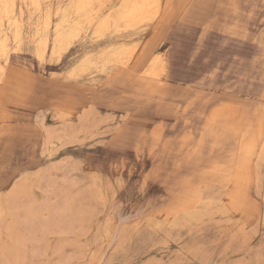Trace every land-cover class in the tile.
I'll return each mask as SVG.
<instances>
[{"label":"rangeland","instance_id":"obj_1","mask_svg":"<svg viewBox=\"0 0 264 264\" xmlns=\"http://www.w3.org/2000/svg\"><path fill=\"white\" fill-rule=\"evenodd\" d=\"M40 1L38 12L16 0L22 42L8 32V56H0L9 75L0 81V193L27 184L0 218V264H264V0H207L206 17L196 10L189 21L177 16L163 27L164 45L155 53L171 63L169 96L161 105L150 94H126L133 121L119 136L102 132L109 117L122 114L105 105L118 93L103 87L94 68L69 78L94 47L95 26L57 54L50 28L40 57L37 21L48 12L53 27L73 0ZM58 94L78 102L64 100L59 110ZM88 99L100 101L95 129L45 147L37 115L56 127L60 114L76 119ZM221 104L238 110L214 120ZM210 124L221 125L217 145L207 134ZM256 137L260 146L245 150ZM97 170L107 175L103 196L88 174ZM237 173L245 179L235 184ZM230 198L241 202L230 206ZM188 201H197L192 217L173 215Z\"/></svg>","mask_w":264,"mask_h":264},{"label":"bare ground","instance_id":"obj_2","mask_svg":"<svg viewBox=\"0 0 264 264\" xmlns=\"http://www.w3.org/2000/svg\"><path fill=\"white\" fill-rule=\"evenodd\" d=\"M23 2L27 6L29 4L30 6L35 8L38 12L41 11L40 0H28V2L27 0H23ZM206 6H207V0H73L69 6L65 7L62 10V12L59 13L60 19L56 22V24L53 27H50V19L48 16L49 14L48 12H46L43 15L42 19L40 18L37 21V24H39V26H41L42 29L40 30L39 33L41 35L39 41L40 43L38 44L39 56L40 57L44 56L46 43L50 38V28L52 29V34H53L52 44L50 46V49L52 53L57 54L63 50L64 51L68 50L76 39H78L79 37H81L82 34L88 31L90 26L91 27L95 26V28L92 30L94 38L92 39L93 41L91 43V45L94 47L91 48V50L87 53L84 60L81 61L79 65L73 67L69 78L76 79V77L81 75L80 73L81 71H86L94 68L99 72V75L101 76L103 87L106 88L108 91L112 92L113 95L116 92L118 93V96L116 97L107 98L105 101V105L110 107L112 110H117V109L121 110L122 114H120L118 118L109 117L113 122L110 123V125H107V129L102 132L103 133L113 132L114 136L115 135L119 136L127 129L130 123L133 121L132 118L133 105L126 102L125 99L127 98L126 97L127 95L129 97L132 96L136 97L142 94H150L154 97H157V99L161 102V105L165 102L166 98L169 96L168 86H169V82L173 79L170 70L171 63L168 56L166 55L161 56L155 53L156 49H161L162 46L164 45L162 39H160L159 37V33L161 32L163 27L168 25L173 20V18L177 16H178V20L177 19L176 20L179 22L185 20L189 21L188 18H190L195 13L196 10L198 11L204 10V15H203L204 18L206 17L205 15H207ZM21 10H22L21 7L20 9L17 7L16 0H0V56H3L4 58L8 56V51H9L8 32L12 33L13 35L12 40L16 45H20L22 42L23 16ZM102 10H107V11L102 12ZM203 18L200 21L199 25L203 28V31L207 32V29L210 27V25L209 24L207 25L206 21L203 22ZM0 81L4 83L9 81L8 69L6 65H4L3 63H0ZM16 81L18 83V91H22L24 87L23 82L20 81L19 79H17ZM2 94L3 91L0 88V100ZM262 96L264 97V92L262 93ZM55 97L57 98L55 104L59 110H60L59 108L60 106H62L63 104L64 105L67 104L65 101L78 102V100L73 99V97L70 96H65V95L62 96L58 94ZM99 104L100 101H96L94 99H90V100L88 99L87 102L85 103L84 110L82 109L83 112L80 113L76 117V119L68 117L67 114L63 112V114H60L57 117L60 123L56 127H50L49 125L43 124V114L39 113L37 115V120L39 121V123H41V125L45 129L44 146L48 147L49 144L56 145L58 142H61L66 138L73 137L81 131H87V130L91 131L92 129H95V127L99 122L98 120L99 118L97 117L98 116L97 107ZM219 106L220 107H218L212 112V117L214 120L215 119L218 120L219 118H221L224 121L229 120L232 117V113L234 112V110H238V107L233 108L226 104H221ZM68 114L71 115L70 112ZM220 124L209 125L207 134L211 137H214V140L212 139L213 145H217L215 141L216 128L218 126L220 127L221 126ZM240 132L242 135L245 136L246 134L245 129H240ZM257 146H260V141L256 137L255 139L252 138L250 141H248L244 145V149L249 151L253 148H256ZM88 174L89 177L92 179V181L100 186L99 189L100 195L101 196L105 195L107 193L106 191L107 189L105 190L107 186V175H105L103 170L88 172ZM235 177L236 180L232 181L235 184L245 179V176L242 173L235 174ZM39 180H35V183H37L35 192L36 195L42 196L41 194L44 193V188L41 183L39 184L38 182ZM26 186L27 184L26 185L22 184L18 186L12 193L7 195L5 194L3 195L0 193V218H2V216L10 214L11 204L14 203L16 199H18V197H20L21 194L26 191L27 188ZM196 202L197 201H193V202L188 201L185 202L184 204H181L179 206L181 207V209L177 208V210L173 212L174 213L173 215L179 214V211L182 210V212L184 213V217H192L194 215V207L196 205ZM240 202L241 201H239L236 198H230L229 200L230 206L239 205ZM225 210L229 212L231 209L230 207L226 206ZM100 231L102 232V229ZM116 232L117 231H115V233ZM122 234L120 236H122ZM113 252L111 254H113ZM91 255H93V253ZM114 255L117 256L116 253ZM127 258L129 260V257ZM100 261H102V259ZM95 264L97 263L95 262Z\"/></svg>","mask_w":264,"mask_h":264}]
</instances>
